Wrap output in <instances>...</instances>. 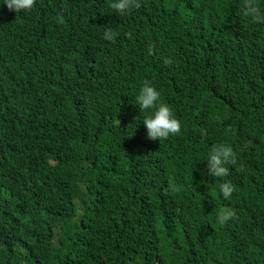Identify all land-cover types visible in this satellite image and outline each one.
<instances>
[{
    "label": "trees",
    "instance_id": "16d2710c",
    "mask_svg": "<svg viewBox=\"0 0 264 264\" xmlns=\"http://www.w3.org/2000/svg\"><path fill=\"white\" fill-rule=\"evenodd\" d=\"M138 3L0 5V264H264V23L245 0ZM145 81L179 134L146 137Z\"/></svg>",
    "mask_w": 264,
    "mask_h": 264
},
{
    "label": "clouds",
    "instance_id": "9594fccd",
    "mask_svg": "<svg viewBox=\"0 0 264 264\" xmlns=\"http://www.w3.org/2000/svg\"><path fill=\"white\" fill-rule=\"evenodd\" d=\"M0 5L14 13L28 12L33 8L34 0H0ZM108 7L117 14L125 15L138 8L139 3L138 0H109ZM243 10L251 20L264 23V13L261 12L255 0H245ZM102 35L105 40L112 41L118 34L113 28L107 27ZM134 99L139 112L143 113L140 121L144 125L148 139L162 141L180 133L181 122L175 117L169 105L161 100L160 91L151 83L145 81ZM204 161L208 174L216 178H223L229 173V168L226 165H234L236 156L230 145L217 143L209 148ZM173 190L181 189L173 185ZM218 191L224 199H230L234 187L231 182L224 181L218 185ZM233 217L234 211L231 208H221L216 215V222L223 225Z\"/></svg>",
    "mask_w": 264,
    "mask_h": 264
}]
</instances>
